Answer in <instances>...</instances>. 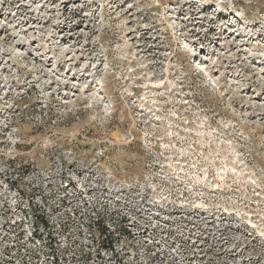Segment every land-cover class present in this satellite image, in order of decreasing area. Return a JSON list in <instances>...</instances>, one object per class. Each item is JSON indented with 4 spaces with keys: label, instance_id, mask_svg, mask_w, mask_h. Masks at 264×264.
Listing matches in <instances>:
<instances>
[{
    "label": "rangeland",
    "instance_id": "obj_1",
    "mask_svg": "<svg viewBox=\"0 0 264 264\" xmlns=\"http://www.w3.org/2000/svg\"><path fill=\"white\" fill-rule=\"evenodd\" d=\"M0 264H264V0H0Z\"/></svg>",
    "mask_w": 264,
    "mask_h": 264
},
{
    "label": "trees",
    "instance_id": "obj_2",
    "mask_svg": "<svg viewBox=\"0 0 264 264\" xmlns=\"http://www.w3.org/2000/svg\"><path fill=\"white\" fill-rule=\"evenodd\" d=\"M93 231H94V235L98 237V239L101 241L103 246L107 244V247L110 248L111 250L114 248L112 233L110 232V230L106 225H101L96 221L93 226Z\"/></svg>",
    "mask_w": 264,
    "mask_h": 264
},
{
    "label": "bare ground",
    "instance_id": "obj_3",
    "mask_svg": "<svg viewBox=\"0 0 264 264\" xmlns=\"http://www.w3.org/2000/svg\"><path fill=\"white\" fill-rule=\"evenodd\" d=\"M86 6V5H85ZM24 8V7H23ZM6 29V28H5ZM4 30V29H3ZM11 35V34H10ZM13 37H14V35H12ZM12 38V37H11ZM15 38H17L16 36H15ZM10 40V39H9ZM3 43V42H2ZM12 43V42H11ZM18 44V43H17Z\"/></svg>",
    "mask_w": 264,
    "mask_h": 264
}]
</instances>
